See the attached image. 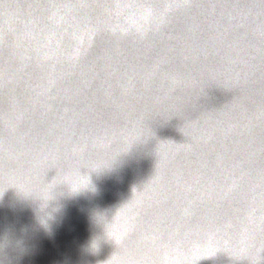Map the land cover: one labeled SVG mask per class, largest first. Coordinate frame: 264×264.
Returning <instances> with one entry per match:
<instances>
[{
    "label": "water",
    "instance_id": "water-1",
    "mask_svg": "<svg viewBox=\"0 0 264 264\" xmlns=\"http://www.w3.org/2000/svg\"><path fill=\"white\" fill-rule=\"evenodd\" d=\"M0 195L6 264H264V0H0Z\"/></svg>",
    "mask_w": 264,
    "mask_h": 264
},
{
    "label": "clouds",
    "instance_id": "clouds-1",
    "mask_svg": "<svg viewBox=\"0 0 264 264\" xmlns=\"http://www.w3.org/2000/svg\"><path fill=\"white\" fill-rule=\"evenodd\" d=\"M0 203H2V195H0ZM49 219H50L49 216H43V217L40 218V223L43 225V227L46 230L50 231V227H49V223H48ZM94 244L95 243H93V245ZM5 245H6V241L5 242H0V264H6V255H7V253L5 252ZM93 245H92V247H93ZM95 247H96V245H95Z\"/></svg>",
    "mask_w": 264,
    "mask_h": 264
}]
</instances>
